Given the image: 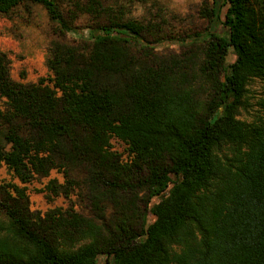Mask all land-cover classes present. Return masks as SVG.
Wrapping results in <instances>:
<instances>
[{
    "label": "trees",
    "instance_id": "obj_1",
    "mask_svg": "<svg viewBox=\"0 0 264 264\" xmlns=\"http://www.w3.org/2000/svg\"><path fill=\"white\" fill-rule=\"evenodd\" d=\"M27 3L44 6L58 32L80 13L98 32L52 40L48 81L12 79L0 50V167L23 182L84 169L115 214L109 224L73 209L42 216L24 189L0 184V264H264V0L205 9L213 26L179 40L203 44L199 70L192 55H159L164 34L150 40L155 27L110 18L103 0H0V14ZM255 79L258 112L242 120ZM47 188L70 190L57 179ZM137 190L140 210L123 196Z\"/></svg>",
    "mask_w": 264,
    "mask_h": 264
},
{
    "label": "rangeland",
    "instance_id": "obj_2",
    "mask_svg": "<svg viewBox=\"0 0 264 264\" xmlns=\"http://www.w3.org/2000/svg\"><path fill=\"white\" fill-rule=\"evenodd\" d=\"M110 10V18L122 16L125 19H133L145 26L155 27L153 33L146 34L147 38L158 39L163 34L166 38L163 44L157 49L163 57H177L180 59L192 55L195 59V68L199 70L203 55V44H188L179 40L196 32L207 31L213 26L210 18L206 15V8L214 4V0H103ZM71 9L66 5L65 13ZM106 19L102 18L101 21ZM96 19L88 14H79L73 20L72 31L58 32V27L50 20L47 10L41 4L27 3L18 6L11 14H0V50L6 52L10 59V75L12 79L33 83L44 78L47 81L54 76L47 65L49 46L52 40L60 39L68 42H79L80 35L85 38H92L98 30L95 29ZM219 30H222L219 25ZM229 60L234 59L232 55ZM201 81V80H199ZM207 87V85H204ZM208 89V87L206 88ZM208 90L200 88L201 97L209 95ZM263 91L260 79H255L249 85L248 110H241L240 118L252 121L258 112L257 102ZM4 99H0V104ZM112 148L122 154L127 160V144L118 139L112 138ZM52 179H57L60 184L68 186L69 194L54 195L47 188ZM0 184L8 187L15 196L17 194L11 189L14 185L25 190L29 200V208L42 216L52 209L67 211L73 209L78 214L91 219L96 223L112 222L115 211L110 202L98 203L95 200L97 188L89 182V175L84 169H75L72 178L67 180L64 176V169H52L47 176L35 175L34 178L23 182L15 173L3 163L0 167ZM123 196L135 203L136 209H142L141 197L143 192L123 193ZM160 198H153L152 202ZM153 218H150L152 221ZM84 241H81L82 243ZM106 256L99 257V263H105Z\"/></svg>",
    "mask_w": 264,
    "mask_h": 264
}]
</instances>
